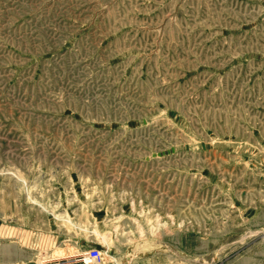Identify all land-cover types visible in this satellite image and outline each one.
<instances>
[{"label":"rangeland","instance_id":"374dc122","mask_svg":"<svg viewBox=\"0 0 264 264\" xmlns=\"http://www.w3.org/2000/svg\"><path fill=\"white\" fill-rule=\"evenodd\" d=\"M0 264H264V0H0Z\"/></svg>","mask_w":264,"mask_h":264},{"label":"built area","instance_id":"2783aa9c","mask_svg":"<svg viewBox=\"0 0 264 264\" xmlns=\"http://www.w3.org/2000/svg\"><path fill=\"white\" fill-rule=\"evenodd\" d=\"M89 258L93 259V260H99L100 259V253L97 249H92L89 254H88Z\"/></svg>","mask_w":264,"mask_h":264}]
</instances>
